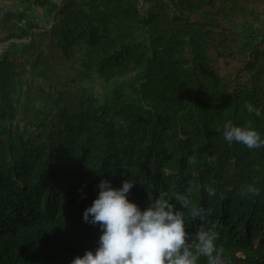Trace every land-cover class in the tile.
<instances>
[{
	"label": "trees",
	"instance_id": "1",
	"mask_svg": "<svg viewBox=\"0 0 264 264\" xmlns=\"http://www.w3.org/2000/svg\"><path fill=\"white\" fill-rule=\"evenodd\" d=\"M256 2L36 0L53 18L45 28L24 12L0 16V42L30 39L0 57V264H71L95 252L102 231L83 213L101 180L119 189L129 179L141 209L199 185L191 199L211 213L203 225L188 221L189 234L218 232L225 264H264V147L223 138L229 120L251 122L264 138ZM29 71L49 87L30 95ZM93 76L120 82L111 99L75 88ZM245 185L260 195H245Z\"/></svg>",
	"mask_w": 264,
	"mask_h": 264
},
{
	"label": "clouds",
	"instance_id": "2",
	"mask_svg": "<svg viewBox=\"0 0 264 264\" xmlns=\"http://www.w3.org/2000/svg\"><path fill=\"white\" fill-rule=\"evenodd\" d=\"M244 108L261 115L260 109L250 103H245ZM223 138L248 149L264 147V138L251 122L241 127L227 121L223 125ZM208 160L214 163L215 157ZM187 163L195 165V156H189ZM135 183L136 180H125L117 189L111 181L101 180L98 197L83 213L85 222L101 228L99 246L95 252L88 250L82 257L77 256L71 264H200L202 257L207 264H225L223 250L217 245L218 232L201 226L191 236L187 230L188 221L199 219L203 225L211 213V209L206 211L191 199L193 191H199V185L190 182L184 193L176 192L175 203L167 198H150L149 206L141 209L128 198ZM205 190L209 197L216 195L215 188ZM242 191L245 195H260L253 185L243 186Z\"/></svg>",
	"mask_w": 264,
	"mask_h": 264
},
{
	"label": "rangeland",
	"instance_id": "3",
	"mask_svg": "<svg viewBox=\"0 0 264 264\" xmlns=\"http://www.w3.org/2000/svg\"><path fill=\"white\" fill-rule=\"evenodd\" d=\"M19 1V2H18ZM55 2H58L60 0H53ZM36 0H0V6L2 7V10L0 12V16L4 15L6 16L8 13H15L20 14L21 12H24L25 14H27L28 18H30L33 15V10L35 9L34 5H35ZM147 0H139V6L143 7L144 3H146ZM259 4V6H261V8L264 7V0H258V2H256ZM148 7V5H147ZM21 9V10H20ZM41 9V8H38ZM21 11V12H19ZM6 14V15H5ZM19 19V18H17ZM24 20V19H23ZM19 22H21L22 20H18ZM25 21V20H24ZM53 18H50V22L48 24L49 27H51L53 25ZM262 21H264V17L262 19ZM23 27H26L25 22H21ZM261 23H257L256 26H259ZM26 29V28H24ZM19 34V33H18ZM5 36V35H4ZM30 39H25L22 38L20 40H14L12 41H8V39H5L4 44H2V49H7L9 47V45H15V47H19L20 50H25L26 49V44L29 42ZM1 46V44H0ZM2 49H0V56L4 55V52H2ZM227 63H222L221 64V68L223 71H226L227 68ZM229 66V65H228ZM230 68V66H229ZM53 74L52 71H50V74ZM63 76V80L65 75ZM48 80L46 78H44V76L42 74H37L34 73L32 71H29L26 75V79H25V83H24V89L27 90V87H29L32 91H28V93L30 95H34L37 94L39 92L40 89H42L43 87L45 89H47L49 87V83L47 82ZM62 84L59 83V86H61ZM116 86H120V82L118 80H109V81H105L103 79H101L98 76H93L92 78L88 79V80H84L82 82H80L77 86H75V88L77 89H85L87 91V93H94L99 100H109L112 98L113 96V92H114V88ZM26 90H25V94H23L22 96V102L21 105H25L27 103L26 101ZM39 98H37V102L39 103ZM161 198H167L170 200V202H173V199L170 195L168 194H163L161 196Z\"/></svg>",
	"mask_w": 264,
	"mask_h": 264
},
{
	"label": "crops",
	"instance_id": "4",
	"mask_svg": "<svg viewBox=\"0 0 264 264\" xmlns=\"http://www.w3.org/2000/svg\"><path fill=\"white\" fill-rule=\"evenodd\" d=\"M34 7H35V5H34ZM48 10H49L48 6H46V8H43V9H38L37 7H35V9L33 10V15L30 18L34 19L39 27L45 28L46 26H48V24L50 22V18H51L50 15H49ZM19 12H21V11H19ZM19 25H22V23L21 24L19 23ZM3 37H4V35L0 36V41H2ZM14 40H20V39H12V40H8V41H12L13 42ZM0 44H1L0 49H2V44H4V42H0ZM9 47H10V45H9ZM7 49L3 48L2 52L5 53V51Z\"/></svg>",
	"mask_w": 264,
	"mask_h": 264
}]
</instances>
